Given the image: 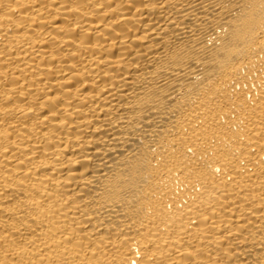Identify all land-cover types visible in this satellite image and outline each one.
<instances>
[{"label": "bare ground", "instance_id": "6f19581e", "mask_svg": "<svg viewBox=\"0 0 264 264\" xmlns=\"http://www.w3.org/2000/svg\"><path fill=\"white\" fill-rule=\"evenodd\" d=\"M0 264H264V0H0Z\"/></svg>", "mask_w": 264, "mask_h": 264}]
</instances>
